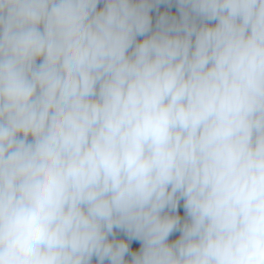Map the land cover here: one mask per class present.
<instances>
[{"label":"clouds","instance_id":"clouds-1","mask_svg":"<svg viewBox=\"0 0 264 264\" xmlns=\"http://www.w3.org/2000/svg\"><path fill=\"white\" fill-rule=\"evenodd\" d=\"M0 264H264V0H0Z\"/></svg>","mask_w":264,"mask_h":264}]
</instances>
